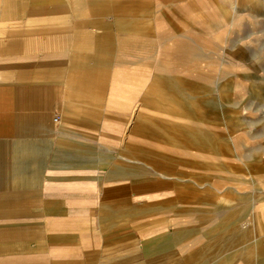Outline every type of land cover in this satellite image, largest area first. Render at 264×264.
Listing matches in <instances>:
<instances>
[{"label": "crops", "instance_id": "obj_1", "mask_svg": "<svg viewBox=\"0 0 264 264\" xmlns=\"http://www.w3.org/2000/svg\"><path fill=\"white\" fill-rule=\"evenodd\" d=\"M115 3L78 2L83 15L108 13L107 7ZM74 6L71 0H0V264H189L174 247L182 233H167L163 223L134 217V190L142 191L149 183L134 188L133 183L111 182L110 170L102 171L100 130L88 131L65 114L64 79L75 40L71 27L83 28L68 77L72 94L76 100H95L96 89L107 85L120 92L117 97L136 95L139 62L133 56L144 51L146 41L140 35L152 24H73ZM87 25L94 30L88 32ZM185 50L176 39L163 45L161 77L190 82L196 76V67L172 73ZM150 92L151 84L142 98L149 101ZM176 122L179 128L166 133L149 117L129 119L137 133L153 132L180 147L184 141L197 144L196 134H176H183L181 120ZM98 123L93 119L91 125ZM128 133L126 125L124 135ZM105 152L111 156V150ZM123 157L130 161L134 156ZM123 171L128 173L127 168ZM158 174L156 183L180 190L177 181L182 177ZM189 181L198 186L197 180ZM247 202L220 215L211 213L199 250L223 246L225 234L238 228L234 218ZM252 240L254 246L264 244ZM182 247L190 250L186 243ZM257 260L264 263V253Z\"/></svg>", "mask_w": 264, "mask_h": 264}, {"label": "rangeland", "instance_id": "obj_2", "mask_svg": "<svg viewBox=\"0 0 264 264\" xmlns=\"http://www.w3.org/2000/svg\"><path fill=\"white\" fill-rule=\"evenodd\" d=\"M80 1L71 0L73 24H152L140 35L144 51L133 56L139 62L135 96L117 97L120 92L107 85L96 89L95 100L73 97L68 77L83 29L77 26L71 27L75 40L64 79L67 117L88 131L100 130L102 171L109 169L111 182L118 185L149 183L134 190V217L163 223L167 233H182L174 247L189 264H195L193 253L198 264H264L257 260L264 244L254 246L252 240L264 243V0H116L107 7L110 12L87 15L79 11ZM84 29L94 30L91 25ZM171 39L186 45L180 67L172 73L198 68L191 83L185 77H161V50ZM88 64L92 67L94 61ZM150 84L146 101L142 97ZM133 115L149 117L166 133L179 128L176 121L181 120L183 134H176H196L198 143L184 141L180 147L153 132L137 133L129 123ZM93 119L98 126L91 125ZM123 154L134 157L128 161ZM159 171L182 177L180 190L156 183ZM244 201V211L233 221L238 228L222 234L227 235L223 246L199 250L211 213L236 210Z\"/></svg>", "mask_w": 264, "mask_h": 264}, {"label": "built area", "instance_id": "obj_3", "mask_svg": "<svg viewBox=\"0 0 264 264\" xmlns=\"http://www.w3.org/2000/svg\"><path fill=\"white\" fill-rule=\"evenodd\" d=\"M54 120H55V122H57V121H58V117H55V119H54Z\"/></svg>", "mask_w": 264, "mask_h": 264}]
</instances>
